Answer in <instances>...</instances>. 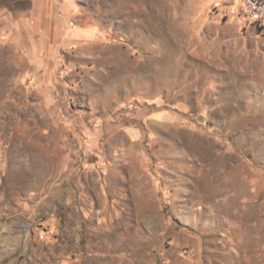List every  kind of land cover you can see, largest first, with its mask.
I'll return each instance as SVG.
<instances>
[{"label": "rangeland", "instance_id": "374dc122", "mask_svg": "<svg viewBox=\"0 0 264 264\" xmlns=\"http://www.w3.org/2000/svg\"><path fill=\"white\" fill-rule=\"evenodd\" d=\"M76 2L92 37L47 46L0 0V264H264V28Z\"/></svg>", "mask_w": 264, "mask_h": 264}, {"label": "crops", "instance_id": "0c3cea01", "mask_svg": "<svg viewBox=\"0 0 264 264\" xmlns=\"http://www.w3.org/2000/svg\"><path fill=\"white\" fill-rule=\"evenodd\" d=\"M29 27L26 29L29 40L44 42L47 46L60 45V42H77L78 39L87 40L93 35L92 29H68L66 21L76 17L78 13L76 0H27ZM21 30V29H19ZM75 40V41H74ZM55 56L52 60H54ZM39 63V62H37ZM49 63V62H48ZM52 63V61H51ZM53 64V63H52ZM37 70L42 69L37 64Z\"/></svg>", "mask_w": 264, "mask_h": 264}, {"label": "built area", "instance_id": "2783aa9c", "mask_svg": "<svg viewBox=\"0 0 264 264\" xmlns=\"http://www.w3.org/2000/svg\"><path fill=\"white\" fill-rule=\"evenodd\" d=\"M246 17L259 28H264V0H236Z\"/></svg>", "mask_w": 264, "mask_h": 264}]
</instances>
